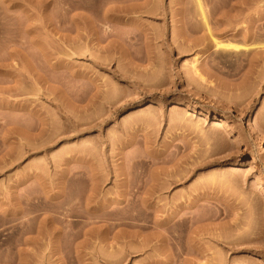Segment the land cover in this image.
I'll use <instances>...</instances> for the list:
<instances>
[{
    "label": "rangeland",
    "instance_id": "rangeland-1",
    "mask_svg": "<svg viewBox=\"0 0 264 264\" xmlns=\"http://www.w3.org/2000/svg\"><path fill=\"white\" fill-rule=\"evenodd\" d=\"M262 43L264 0H0V264H264Z\"/></svg>",
    "mask_w": 264,
    "mask_h": 264
},
{
    "label": "bare ground",
    "instance_id": "bare-ground-1",
    "mask_svg": "<svg viewBox=\"0 0 264 264\" xmlns=\"http://www.w3.org/2000/svg\"><path fill=\"white\" fill-rule=\"evenodd\" d=\"M200 6H201V4H199ZM201 9H202V6L200 7ZM203 10V9H202ZM218 45V44H217ZM220 45V44H219ZM221 46V45H220ZM254 48V47H253ZM254 49H256V50H260V51H262L263 52V54H264V43H262V45H258L257 44V46H255V48ZM197 63H198V61H196L195 62V66L197 65ZM262 146V145H261ZM253 161V163H255L256 162V158H253L252 159ZM108 261V260H107ZM110 261H112L113 262V260H110ZM115 261V260H114ZM117 262H118V260H117ZM121 262V261H120ZM107 263V262H106ZM110 263V262H109ZM109 263H107V264H109ZM115 263V262H114ZM114 263H112V264H114ZM116 264H118V263H116Z\"/></svg>",
    "mask_w": 264,
    "mask_h": 264
}]
</instances>
